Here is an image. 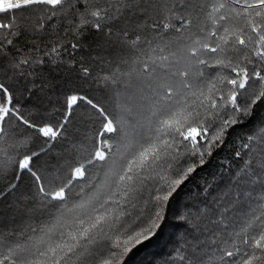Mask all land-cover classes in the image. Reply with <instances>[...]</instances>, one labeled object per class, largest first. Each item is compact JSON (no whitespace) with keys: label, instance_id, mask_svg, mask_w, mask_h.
Listing matches in <instances>:
<instances>
[{"label":"snow or ice","instance_id":"1","mask_svg":"<svg viewBox=\"0 0 264 264\" xmlns=\"http://www.w3.org/2000/svg\"><path fill=\"white\" fill-rule=\"evenodd\" d=\"M200 11L206 12L207 22L200 20L191 0H0V145L21 131V144L37 134L48 143L64 128L63 123L31 119L27 105L21 104L25 96L37 105L48 98L46 89L54 78L44 72L58 64L61 46L53 43L42 51L22 46V39L52 27L48 21L60 15L73 34L103 31L105 25L111 34L117 22L136 17L139 26L155 15L149 25L152 38L144 37L141 44L137 35L131 42L132 63L140 68L127 73L136 74L147 101L142 123L117 128L120 121L87 100L104 118L96 133L100 144L86 150V158L69 175L42 176L33 170V158L40 154L34 150L22 159L0 162V177L15 171L12 180L19 181L20 173H30L38 205L49 216L41 225L29 224L21 242L5 241L0 230V264H128L135 250L164 230L166 208L177 189L207 163L229 129L264 106V0H212L210 11L203 6ZM26 13L37 14V22L29 24ZM84 99L65 97V123ZM108 133L122 139L112 145ZM243 147L247 159L235 183H251L255 176L261 184L259 202L249 204L239 230L233 228L219 244L212 239L217 247L208 260L194 245L189 256L180 257L184 264H264V128ZM0 151L7 155L8 148ZM88 166L103 169L104 179L92 181ZM74 181H83L76 200L70 195L77 187ZM16 187L9 182L5 193Z\"/></svg>","mask_w":264,"mask_h":264},{"label":"trees","instance_id":"2","mask_svg":"<svg viewBox=\"0 0 264 264\" xmlns=\"http://www.w3.org/2000/svg\"><path fill=\"white\" fill-rule=\"evenodd\" d=\"M191 2L196 6L200 20L207 22L206 12L200 11V7L210 11L212 0ZM25 15L30 16L29 24L37 22V14ZM154 19L155 15L151 19L140 20L139 26L136 17L126 23L117 22L112 26L111 34L107 31V25L103 31L89 28L82 30V34H73L68 31L71 25L60 15L48 21L52 27L22 39V46L42 51L50 49L53 43L61 46L58 64L46 66L44 72L45 77L54 78L52 87L46 89L50 93L48 98L43 104L37 105L35 99L29 103L25 96L21 104L27 105L31 119L54 126L63 123L64 128L60 129L62 134L56 140L48 143H44L45 138L37 134L28 137L27 144H21L23 131L16 137L6 138L8 144L0 147L8 148V153L5 155L0 151V162L12 158L22 159L24 154L34 150L40 154L33 158V170L42 176L69 175L70 168L86 158V150L100 144L101 138L96 133L101 130L104 118L87 100L104 109L110 119L120 121V124H116L117 128L123 126L127 129L132 124L142 123L147 101L140 91L141 85L136 74L133 72L129 76L127 73L132 72L133 68H140L139 63H132L135 57L131 42L137 35L142 37L141 44L144 37L151 39L152 29L149 25ZM123 30L127 31V36L122 35ZM193 31L198 29L194 28ZM73 44L78 46L73 48ZM84 68L88 69L87 74L83 72ZM67 95L85 99L78 100L65 123ZM261 128H264V106H257L252 117L229 129L224 142L215 149L207 163L177 189L166 208L167 223L164 230L150 243L135 250L128 264H184L180 257L189 256L194 245H198L201 250V257L208 260L217 244L230 235L233 228L239 230L244 213L249 211V204L259 202L261 184L252 176L251 183L236 185V174L247 159V149L243 145L250 135H256ZM106 138L110 144L116 145L122 135L108 133ZM10 144L17 146L8 147ZM42 147L45 151H41ZM88 168L92 181L99 183L104 179L103 169ZM14 175L15 171H11L6 178L0 177V193H5L9 182L17 184L14 190L0 198V230L5 232V241L21 242L27 239L29 233L25 230L29 224L41 225L49 216L38 205L37 189L30 173H20L19 181L12 180ZM74 183L77 187L70 195L76 200L79 199L77 193L83 181ZM85 191L90 192L91 189L86 187ZM26 205L33 207L25 210ZM225 205L228 206L227 211L224 210ZM194 223L199 224V227H194ZM213 238L217 244L211 242Z\"/></svg>","mask_w":264,"mask_h":264}]
</instances>
